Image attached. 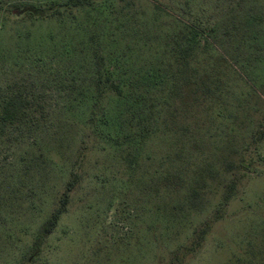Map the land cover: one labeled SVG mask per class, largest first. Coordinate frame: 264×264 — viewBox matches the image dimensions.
<instances>
[{"label":"rangeland","instance_id":"1","mask_svg":"<svg viewBox=\"0 0 264 264\" xmlns=\"http://www.w3.org/2000/svg\"><path fill=\"white\" fill-rule=\"evenodd\" d=\"M106 1L0 0L1 81L33 74L48 111L54 96L37 141L0 144V264H264V0H187L181 17L179 0H158L168 12ZM196 17L215 27L189 58L209 88L174 95L184 20ZM96 48L135 77L142 104L135 89L94 85L61 98L58 79H89Z\"/></svg>","mask_w":264,"mask_h":264},{"label":"trees","instance_id":"2","mask_svg":"<svg viewBox=\"0 0 264 264\" xmlns=\"http://www.w3.org/2000/svg\"><path fill=\"white\" fill-rule=\"evenodd\" d=\"M73 6L76 7H85L94 5L96 8L100 7L102 3L100 0H72ZM224 2L230 4L231 6H235L238 4V0H223ZM155 9H162L165 11H171L172 6L168 7H160L162 4L158 0H152ZM183 7L176 8L174 10H179V16L191 15V6L187 0L185 3L183 0H179ZM107 8H113L115 4L110 0L106 1ZM103 6V5H102ZM182 8V9H181ZM197 18V17H196ZM215 27L212 24V21L206 17H199L193 20H184L183 26V39L184 43L179 44L180 48L179 53L181 60H184L185 63H181L180 66L187 67V75L183 82L180 81V78L175 76V81L173 83L172 93L174 95L177 94L178 91L182 90L184 86H188L192 83L197 85H201L200 89L206 90L209 88V84L207 81H201L199 72L196 68H191V59L193 57H197L198 53L201 52L202 49L209 48L210 36L213 35ZM97 58L95 62L92 63L91 69H89V79L80 80L78 78H72L70 80H65L61 76L56 85L59 90V94L61 98H69V91L82 89L87 91L91 85H94L97 92L102 94V90H106V88H110L119 96H123L125 89L131 88L135 89L134 94L138 92L139 89L137 87H132V80L135 77H132V80L129 78L121 79V67L117 64L116 59L109 58L105 54L101 53L98 48L95 49L94 53ZM1 64V62H0ZM76 67L74 70H77ZM25 70V66L23 68ZM157 71L154 70L153 73H148L145 78L149 83L157 84L160 77L157 76ZM26 76V75H25ZM23 74H21L20 78H10V75H5L3 78V82L0 77V144H9V148L15 150V145L21 143L27 137L35 138L37 141V136L41 129L45 130L47 127L52 125V122H48L47 119L52 117L53 107L51 105V101L54 98L53 95L48 93L50 111L46 109L44 102L45 97H47V93L44 90L46 85L37 84V80L34 78L32 74V81L28 80ZM8 78H10L8 80ZM7 83L4 84V81ZM181 82L180 86L179 83ZM43 88L41 92L38 89ZM53 92V90H52ZM139 96V95H137ZM101 102L98 101L97 104ZM144 102L143 98L140 96L138 99L135 98V105L142 104ZM96 104V106H98ZM135 105H131V110L135 107ZM137 117L136 115H134ZM97 117V110L93 113L92 119ZM139 117V116H138ZM140 118V117H139ZM45 125V126H44ZM44 126V128H43ZM27 135V136H26ZM36 136V137H32ZM34 144V143H33ZM7 150V149H6ZM10 150V149H9ZM0 152H3L2 148H0ZM78 181V177L76 173L73 174V177L67 182L66 191L60 199L59 207L51 214L50 218L47 220L45 225L43 226V235H50L55 230L62 213L66 210L67 204L69 202V193L75 188ZM207 232V228H203L200 236L204 235Z\"/></svg>","mask_w":264,"mask_h":264}]
</instances>
